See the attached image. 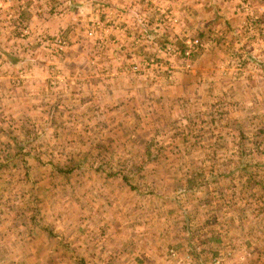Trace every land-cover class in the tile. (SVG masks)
I'll list each match as a JSON object with an SVG mask.
<instances>
[{
	"label": "rangeland",
	"instance_id": "rangeland-1",
	"mask_svg": "<svg viewBox=\"0 0 264 264\" xmlns=\"http://www.w3.org/2000/svg\"><path fill=\"white\" fill-rule=\"evenodd\" d=\"M23 1L32 5L31 12L39 4L38 0ZM212 1L48 0L47 16L54 18V29L40 30L33 39L30 28L35 30V24L26 18L31 12L25 8L27 14L13 16V7L19 9L21 0H8L11 11L8 8L3 13L11 14L7 30L25 41L24 48L45 51L39 55L42 59L50 54L57 57L49 64L41 62L48 73L65 50L72 48L83 50L79 63L86 68L74 78L85 82L83 88L70 90L64 84L53 90L55 94L58 90L70 93V99L79 102L68 104L70 113L76 112L79 119L65 134H51L40 119H20L9 110H0L1 177L47 176L58 182L109 177L117 182L110 192L115 193L113 197L108 195V208L128 202L125 192L148 195L147 202H142L147 207L143 214L126 213L118 228L101 225L96 233L90 226L77 225L72 205L66 209L57 198L48 207L44 223L55 234L65 233L71 247L64 243L82 257L80 264H152L170 243L195 236L213 248L229 243L242 247L227 232L234 222L226 220L230 213L236 218L237 208L242 209L243 204H234L235 197L228 198L219 190L238 173L264 175V11L258 9L260 17H256L245 6L242 18L240 10L231 14L232 6L252 0H238L237 4ZM41 18L44 24V16ZM10 32L6 35L16 39ZM112 38L117 50L113 56L102 52ZM119 66L127 72H118ZM111 71L117 76L115 95L121 97L116 101L115 116V107L111 112L105 110L104 92L94 91L99 79ZM94 74L96 80H86ZM61 78L55 74L44 77L48 81ZM103 126L112 133L101 131ZM13 156L21 165L18 169L10 168ZM239 157L243 165L238 172ZM174 158L181 161L180 166L160 168L163 159L173 162ZM171 180L178 183L172 185ZM41 185L38 191L43 192L44 182ZM188 186L197 188L186 196L178 191ZM259 186L263 184L238 191L244 204ZM66 191L75 192L70 185ZM168 193L170 199L164 200ZM243 248L248 259L251 251Z\"/></svg>",
	"mask_w": 264,
	"mask_h": 264
},
{
	"label": "crops",
	"instance_id": "crops-1",
	"mask_svg": "<svg viewBox=\"0 0 264 264\" xmlns=\"http://www.w3.org/2000/svg\"><path fill=\"white\" fill-rule=\"evenodd\" d=\"M44 1L48 2V0ZM252 1H254V3ZM252 1L247 2L246 5L241 4L240 6H236V8L232 6L231 14L232 12L238 13L239 10L242 13V8L250 6L248 12L254 14L256 17L259 16L257 15L258 9L264 11V0ZM45 2L43 4L41 0H38L39 4L33 7L34 11L32 12V5L28 2L25 3L23 0H21L19 9L16 10V7H13V12H16L13 16H17L20 12L27 14L26 10L31 12L26 18L28 22L31 23L33 21V24H35V30L33 27L30 28L31 34L29 37H33V39L39 35L40 30L47 33L50 32L52 28L54 29L53 22L55 20L52 16H47L48 6ZM212 2L217 3V0H213ZM229 2L237 4L238 0H229ZM222 3L226 2L222 0ZM9 5L10 3H8V0H0V25H4V27L0 26V110H9L14 113L12 114L13 116L19 117L20 119H40L46 122V127L51 134H65L70 126L73 125V121L79 119V115H77L76 112L70 113L68 104L75 102L74 105H77L79 102L70 99V93H62L61 90H58L55 94L53 90L54 88H63L64 84L70 85V90L79 88V86L82 88L85 86V82L82 79H74L76 73V75H78V72L82 73L86 68V66L81 67L82 64L79 63L82 60L81 54H83V50L78 48L66 49L65 53L61 55L62 57L58 58L60 60L58 65L50 66L51 73H48V67L46 70L45 64L42 65L41 62L47 60L49 64L52 60L57 59V57L54 54H50L46 59H42L39 55H44L45 51L37 53L33 48L30 50L24 48L23 44H25V41H22L21 38H16L15 36H17V33L13 34V32L7 30L10 27L7 26L6 22L9 23L11 20L8 19V17H11V14L7 13L4 16L3 13L10 8ZM251 6L255 8L253 11L251 10ZM230 7L231 5H229L228 9H230ZM41 10L47 13L42 14ZM9 11H11V8ZM231 14H229V12L227 13L228 16ZM244 14L245 13H242V18H244ZM42 16L45 18L44 24L40 22L42 21ZM60 24L62 26V23ZM41 26H44V28L39 29ZM7 31L10 32V35L13 34L12 36L16 39H12L9 35H6ZM114 40L115 38H112L108 43L109 48L102 50L106 55L111 53V56H113L114 53H117L115 44L113 43ZM32 53L34 57L33 59L31 58V60L30 55ZM54 68L57 69L55 72ZM117 68L119 69L118 72H127V68L125 67L119 66ZM52 74L62 76L61 80L48 81L44 79V77L46 78V76ZM116 77L115 72H108L103 80L99 79L100 82L95 85L98 87H94V91L104 92V99H106L103 105H107L105 110L111 112L113 110L112 107H115L112 114L114 116L117 112L115 106L116 101L118 98L121 99V97L115 95V92H118L115 88ZM92 79L96 80V74H94L91 79L86 78L88 81ZM81 94L82 92H80V95ZM79 101L83 102L81 99ZM100 116L101 113H99L98 117ZM101 131L107 132L104 126ZM107 133L110 134L112 131L109 130ZM174 146L175 145L172 147L173 151L175 150ZM162 149L165 150V146H163ZM232 151L237 152L234 151V149H232ZM177 152L180 154L181 150H177ZM174 153L176 154V151ZM237 159L240 161V166L237 168L239 172L243 163L241 157ZM172 160L173 162L163 159L164 163H160L162 165L160 168H163L165 164L169 169H171L173 164L180 166L181 161L177 160V158ZM22 163L25 162L23 161ZM183 163L187 165L185 162ZM9 165L10 168L13 169L21 167L18 163L17 156H13L9 159ZM6 166H8V164H6ZM253 168H257V165H253ZM243 169L246 170V166L243 167ZM1 176L2 175H0V264H80V262L83 261L82 257H79L76 251L73 252L69 249L70 243L64 232L63 235L62 233L55 234L56 231L46 226V223H44L45 218L43 217L47 215L48 207H50L57 198L62 200L66 209H68V205H72L70 209L75 210L77 213V218H75L77 219V225L82 228L90 226L91 229H94L95 233L101 225H107L108 227H112V229L118 228L120 220H125L127 218L126 213L131 212L133 214L135 213V215H141L143 211L147 209V207L142 206V202H147L148 195L134 192L133 194L129 192L124 193L126 197L130 198L128 202L125 200L119 207L108 208L109 204H107V202L110 203L108 195L111 198L115 194H110V192L115 191L114 184L117 181L102 175L68 179L63 178L60 182H58L59 179H52L47 176H45L44 179L41 177H28L27 175H3V178ZM259 178H261L260 180L262 181H259ZM125 179H127V177H125ZM120 180H122V177ZM125 181L127 182L128 180ZM192 181L193 180L189 182ZM43 182L44 191L40 192L38 189L42 187L41 184ZM163 182L166 183L165 175L163 176ZM169 182L172 185L178 183L175 180ZM120 184H125V182ZM237 184L238 187L235 189L234 185ZM258 184H263V186H259L258 192H255L254 189V191L250 193L252 199H249V203L244 204L243 197L239 195L238 191L242 187L248 186L251 189V185ZM69 185L71 191L73 190L75 192L69 193L66 191ZM193 187L194 188H192V186L189 187L188 191L185 190V187H182L178 191L183 192V195L186 196V194L194 193L193 190L197 188V186ZM219 191L222 192V195H227L228 198L235 197L236 200L234 204H243L241 205L242 209L237 208L236 218L235 215L230 213L228 216L231 217L226 220L228 222H234L232 229L229 225V227L227 226L228 234L232 235L240 246L251 251L247 261L243 264H263L264 175L259 177H245L241 173H238L234 178L229 177L226 186ZM236 192L240 197H236ZM74 197L76 203L74 202ZM168 199H170V193H168L164 200ZM133 200L140 201V204H134ZM74 206L75 208H73ZM101 217H104V219ZM64 240L69 243V246L67 243H64ZM155 241L157 240L155 239ZM82 246L81 250L85 251L84 246H87L86 242L82 243ZM83 254L85 255V253Z\"/></svg>",
	"mask_w": 264,
	"mask_h": 264
},
{
	"label": "built area",
	"instance_id": "built-area-1",
	"mask_svg": "<svg viewBox=\"0 0 264 264\" xmlns=\"http://www.w3.org/2000/svg\"><path fill=\"white\" fill-rule=\"evenodd\" d=\"M192 41L194 44L197 42L196 39ZM161 252V255L155 256L156 261L152 264H243L248 256V251L243 247L229 243L228 246L213 248L197 239V236L183 243L172 242Z\"/></svg>",
	"mask_w": 264,
	"mask_h": 264
},
{
	"label": "trees",
	"instance_id": "trees-1",
	"mask_svg": "<svg viewBox=\"0 0 264 264\" xmlns=\"http://www.w3.org/2000/svg\"><path fill=\"white\" fill-rule=\"evenodd\" d=\"M189 187H191V186H188V187H185L187 190L189 189Z\"/></svg>",
	"mask_w": 264,
	"mask_h": 264
}]
</instances>
